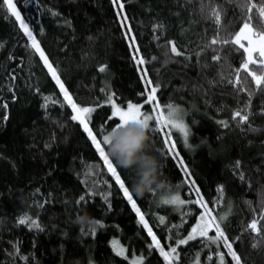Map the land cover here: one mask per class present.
<instances>
[{
  "label": "trees",
  "instance_id": "16d2710c",
  "mask_svg": "<svg viewBox=\"0 0 264 264\" xmlns=\"http://www.w3.org/2000/svg\"><path fill=\"white\" fill-rule=\"evenodd\" d=\"M13 2L73 98L82 106L99 105L90 120L94 133H99V122L111 114V106L104 103L107 94L115 93L113 99L122 107L129 100L144 104L146 94L141 93L146 85L137 67L146 69V79L159 85L157 100L162 107L172 104L185 111L191 146L185 147L180 135L172 132L180 153L176 159L163 144V132L155 135L149 130L167 189L137 196L131 191L132 173L117 166L149 226L163 238L162 244L174 245L177 234L186 236L202 211L198 205L161 203L176 192L181 199H196L195 191H189L191 180L214 215L229 213L223 226L230 236H241L234 247L243 264H264V243L253 248V239L259 238L246 229L252 218L259 219L264 201V91L256 90L251 77L241 71L243 85L253 91L250 106L245 107L247 91L237 92L241 85H235V77H230L232 68L239 64V53L210 45L217 25L209 5L220 6L223 35L224 27L234 29L239 23L241 10L236 0H124L132 28L128 35L136 37L146 60L141 66L131 59L130 41L111 0ZM255 17L254 13L253 23L261 26ZM167 40L178 50H186L189 58L172 54ZM0 45V116L4 103L9 116L7 121L0 118V264H130L133 256L140 255L146 257L143 264H163L159 253L148 249L151 238L103 167L87 134L71 120V109L6 8L0 9ZM214 47L219 61L211 59L216 54ZM100 65L106 66V71L100 72ZM251 67L259 71L258 66ZM45 96L59 102L52 104L50 100L47 107H41ZM143 110L150 112L151 107L144 105ZM236 110L249 114V120L232 119ZM218 120H227L229 127ZM237 160L239 168L235 167ZM183 167L189 170L187 177ZM218 185L223 186L224 196L213 206L210 202L218 196ZM89 190L96 195L88 198L86 205H77L79 195ZM101 193H111L108 203ZM24 214L37 220L43 230L19 224L18 218ZM85 214L87 219H81ZM96 220L104 227L96 225ZM169 236L173 239L168 240ZM202 239L177 246L180 257L176 264H194L197 253L200 264H213L216 257L209 260L208 256L215 245L204 247ZM113 240L125 248L127 260L112 251ZM16 243L20 254L9 255Z\"/></svg>",
  "mask_w": 264,
  "mask_h": 264
},
{
  "label": "snow or ice",
  "instance_id": "6c2138e0",
  "mask_svg": "<svg viewBox=\"0 0 264 264\" xmlns=\"http://www.w3.org/2000/svg\"><path fill=\"white\" fill-rule=\"evenodd\" d=\"M25 4L27 0H24ZM112 6L116 9L115 16L120 21V27L125 29V38L130 42L128 44L129 49L132 51L131 59L135 62L137 66L144 65L146 63L145 58L141 54V49L137 45L136 37L134 35H128L132 32V28L128 23V16L126 15V6L124 0H111ZM236 6L241 10L239 23L236 24L234 29L224 27V34L220 33L221 26V11L218 10L220 6L218 5H209L211 18L214 20V23L217 25V31L213 35L210 41L211 46H219L221 49L224 47L231 48L233 51L238 52L240 56L239 64L237 67L232 68L230 77L234 76L235 85H241L236 89L237 92L247 91L248 101L245 103V107L250 106V99L253 94V91L247 89L243 85L241 80L240 73L243 71L248 77H251V82L254 83L255 89L264 91V0H236ZM6 8L8 14L11 17L15 18V22L19 24L20 30L27 37L28 45L38 54L40 61L43 62V67L47 69L48 75H50L51 80L55 82V87L59 89V94L63 96L64 101L66 102L68 108L71 109V120L78 121L79 126L83 129V132L87 134V139L91 141V147L95 149V152L98 153L99 159L103 162V167L107 169V172L110 173L111 177L114 178L115 184L119 186V190L123 193L124 198L127 200V203L131 205V211L135 213L138 223L143 225V229L147 232L148 237L151 238V243L148 244V249L150 251L158 252L159 256L163 258V264H176V261L180 257V252L177 250V246L186 245L189 241L195 240L197 237L203 238L202 243L204 247H209L210 245H215V248L212 249V254L208 256L209 260H213V255L216 257V261L213 264H243L241 256L238 254V249L234 247V244L241 240L240 235L230 236L227 233L226 228L223 226V222L227 219L229 213L222 212L218 215H214L212 209L209 207V202H206L204 197L200 195L201 189L195 186V181H188L189 191H195L196 199H181L180 193L176 192L170 197L163 198L161 203L163 204H173V205H198L202 211L199 212V215L195 217V223L191 225V230L188 231L187 235L181 238L177 234L175 238V244H162L163 238H158L157 234L153 232L152 228L149 227V222L145 219V214L142 213L141 208L138 207V202L130 194L129 188L126 186V180L122 178L123 173L118 169L115 162L108 157L106 142L108 137L106 133L109 130H116L123 126L127 122H134L141 124L142 126L151 130L155 135H159L163 132L164 140L163 144L166 147L167 151L171 153L173 159H176L180 156L179 152L175 151L176 144L172 142V132L171 129H176L184 138L185 147H188V136H189V127L184 122L183 113L172 104H165L163 107L167 109L166 113L162 109L161 103L157 100V89L159 85L153 84V81L146 79L148 72L146 69H141L137 67V71L141 72L140 79L146 85L144 91L141 95L146 94V99L144 104L139 102L133 103L131 100L127 102L126 107H122L120 103L113 99L115 93H109L106 95L104 100L105 104L111 106V114L106 115L99 124V133H94L93 128L89 127L92 114L96 111V107L93 106H82L78 103L73 95L70 93V90L65 86V81L62 80L61 75L58 72V69L54 67L49 56L46 55L45 50L41 47L40 41L33 34L32 28L26 22V19L22 16L21 11L18 9L17 3H14L13 0H2L0 4V9ZM204 5L202 3L201 10L203 11ZM254 13L256 14L255 18H258L261 21V26H256L253 23ZM53 15H58V13L53 12ZM7 19L8 17L5 16ZM154 28L157 25H153ZM162 27V26H161ZM159 39V37H157ZM166 44L171 45L170 52L175 56H185L188 57V54L185 51L178 50L176 44L172 40H167ZM2 46V45H0ZM203 51V50H201ZM213 54L211 59L213 61H219L221 59L219 52L214 47ZM197 62H199L200 52L196 53ZM153 60L156 59L155 56L152 57ZM251 66H258L259 71L253 70ZM232 66L230 65V68ZM99 71H106V66L100 65ZM229 83H233L232 79H229ZM150 87V90H148ZM103 92L104 89H101ZM39 92V89H37ZM15 99V96L12 97ZM51 100L52 104H56L59 101L51 99L50 96L44 97V104L41 107H47L49 101ZM144 105H151V113L155 117V127L150 129V121L153 120V115L149 114L147 111H142ZM63 107V105H61ZM3 109L5 110L0 116L4 121H7L8 116V104H3ZM264 111V109H262ZM239 118L240 122H247L249 120V114H242L241 110H236L232 112V119ZM218 124L222 125L225 128L229 127V122L227 120H218ZM168 129V131H165ZM98 136L100 138H98ZM47 147V145H45ZM159 151V149H158ZM179 165L183 166L184 161L180 159L178 161ZM240 161L237 160L235 167L239 168ZM184 175L187 177L189 175V170L187 167L182 168ZM241 181L244 180V174L241 172L239 174ZM107 183V181H105ZM218 196L213 199L210 203L213 206L219 205L220 200L224 196L223 186H217ZM111 193H101L105 203H108V195ZM96 193L94 190H89L86 194L79 195L76 200L77 205H80L82 202L86 205L89 202L88 198L95 196ZM87 197V198H86ZM250 203V202H246ZM111 208V204H109ZM190 213H184L183 215H189ZM259 219L252 218L250 222L246 225V229L250 230L251 233L255 234L259 239H253L252 247L256 248L259 243H264V201L261 202L260 211L258 213ZM161 223H164V217H159ZM18 223L21 225H26L29 229L35 227L38 230H43L41 225L35 219H31L27 214H24L18 218ZM94 223L100 227L104 225L96 220ZM244 229H242L243 231ZM83 231V229H82ZM91 234L95 235V229H90ZM210 233H213L210 235ZM168 240L173 238L169 236ZM112 251L116 256L124 257L125 260L128 259L125 256V248L119 244L118 241H111ZM13 252L9 255H19L18 243L13 244ZM167 249V250H166ZM230 257V259H228ZM22 260H27V257L21 256ZM146 257L144 255L133 256L130 264H143ZM91 264V262H90ZM194 264H200L199 253L196 254Z\"/></svg>",
  "mask_w": 264,
  "mask_h": 264
},
{
  "label": "clouds",
  "instance_id": "9594fccd",
  "mask_svg": "<svg viewBox=\"0 0 264 264\" xmlns=\"http://www.w3.org/2000/svg\"><path fill=\"white\" fill-rule=\"evenodd\" d=\"M107 155L115 164L130 173L131 191L137 196L167 189V181L160 175L161 161L151 148L148 128L127 122L116 130L106 133ZM81 219H87L85 214Z\"/></svg>",
  "mask_w": 264,
  "mask_h": 264
},
{
  "label": "rangeland",
  "instance_id": "374dc122",
  "mask_svg": "<svg viewBox=\"0 0 264 264\" xmlns=\"http://www.w3.org/2000/svg\"><path fill=\"white\" fill-rule=\"evenodd\" d=\"M108 105V104H107ZM150 107H151V105H149ZM184 115H183V119H184V122L187 124V120H186V113H185V111L183 110V109H181V108H179V107H177ZM162 109L165 111V113H166V111H167V109H165V108H163L162 107ZM142 111H144L143 110V108H142ZM149 114H152L151 113V111L149 112ZM153 115V120L152 121H150L149 123H150V128L151 127H154L155 126V117H154V114H152ZM76 122H78V121H76ZM188 125V124H187ZM89 127H91V124L89 123ZM165 131H168V129H165ZM171 132H174V133H177L178 135H180V137H181V139H182V141H183V143H184V138H183V136L176 130V129H171ZM172 142H173V139H172ZM185 144V143H184ZM188 145L189 146H191L190 145V130H189V136H188ZM175 151H176V148H175ZM177 152V151H176ZM110 174V173H109ZM196 196V195H195ZM173 205V204H172ZM173 206H175V207H180L181 205H173ZM213 211V210H212ZM213 214H214V212H213ZM143 226V225H142ZM150 227V226H149ZM211 234V233H210ZM198 238H200V237H197L196 239H198ZM191 241H193V240H191ZM190 242V241H189ZM188 242V243H189ZM180 246H183V245H180ZM178 250V249H177ZM179 261V259L176 261V263Z\"/></svg>",
  "mask_w": 264,
  "mask_h": 264
}]
</instances>
